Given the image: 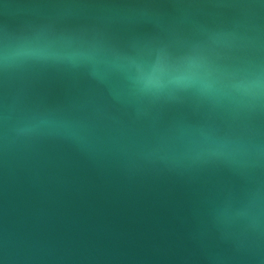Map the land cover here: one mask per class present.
<instances>
[{"label": "water", "instance_id": "95a60500", "mask_svg": "<svg viewBox=\"0 0 264 264\" xmlns=\"http://www.w3.org/2000/svg\"><path fill=\"white\" fill-rule=\"evenodd\" d=\"M0 264H264V0H0Z\"/></svg>", "mask_w": 264, "mask_h": 264}]
</instances>
